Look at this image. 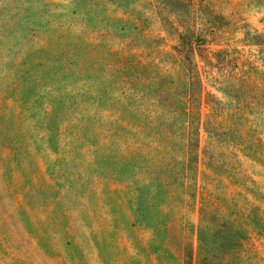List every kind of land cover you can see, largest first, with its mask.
Instances as JSON below:
<instances>
[{"label":"rangeland","instance_id":"rangeland-1","mask_svg":"<svg viewBox=\"0 0 264 264\" xmlns=\"http://www.w3.org/2000/svg\"><path fill=\"white\" fill-rule=\"evenodd\" d=\"M89 1L99 2L100 13L110 15L120 25L128 22L129 28L116 35L117 50V43L133 32L134 22L132 15L124 20L117 17L132 9L113 10L104 5L107 0ZM148 1L131 0L129 5L139 8ZM156 1L161 3L156 9L162 13L146 9L151 30L144 34L150 39L165 36L161 49L172 51L183 39L191 41L195 49L236 48L248 58L245 64L250 60L257 67L255 71L264 84V0H195L203 5L198 18L166 0ZM79 7L85 8L82 0H0V264H185L181 259L185 251L192 246L196 256L199 247L197 233L189 228L202 222L226 228L229 233L223 249L210 242V264H264V232L249 225L246 218L252 208L264 216L262 165L239 163L236 157L245 160L239 151L211 146L214 156L237 167L236 178L242 176V170L250 174L245 176L246 182L255 195L240 191L225 175L207 169L205 183L212 184L224 204L202 215L200 193L194 198L168 190L167 201L150 210L174 220L167 229H158L153 226L157 217L149 220L140 213L138 185L151 181V177L159 181L160 164L183 158L180 126L164 124L171 111L164 104L150 105L154 107L152 128L129 125L125 133L128 148H121L118 140L104 144L106 133L97 126L99 122L89 121L84 129L77 126L78 118L71 110L75 108L86 118L95 114V108L80 101L68 102L73 89L81 86L76 80L79 74H75L79 65L56 58L60 50L76 44L77 52H86L85 40L96 38L95 29L86 28L73 13L80 11ZM173 10L177 15H170ZM204 12L219 13L217 30H211L212 25L203 29L202 25L195 32L194 22ZM161 15L174 27L161 20ZM211 31L213 38L196 41L198 33ZM142 39L140 36L137 41L145 45ZM216 93L226 106L233 104L232 96ZM54 109L57 111L52 115ZM51 116L67 119L69 128L63 134L48 130ZM98 118L102 121L101 116ZM205 138H200V147ZM141 141L145 143L140 148ZM165 149L171 153L164 155ZM122 154L129 157V166L121 167ZM200 169L204 171V166Z\"/></svg>","mask_w":264,"mask_h":264},{"label":"trees","instance_id":"trees-1","mask_svg":"<svg viewBox=\"0 0 264 264\" xmlns=\"http://www.w3.org/2000/svg\"><path fill=\"white\" fill-rule=\"evenodd\" d=\"M87 1L82 0L85 8L79 7L80 11L74 10L73 13L82 20L86 28L95 29V40L91 42L85 40L88 47L86 52H77L76 44L74 48L60 50L56 58L60 62L79 65V73L75 74H79L76 80L80 81L81 86L79 89H73L71 95L67 97L68 102L80 101L81 104L86 103L95 108V114L93 116L89 114L86 118L77 114L75 108L72 109L70 113L76 114L78 118L77 126L84 129L89 121H96V124L99 122L97 126L106 133L102 137L104 144L118 140L121 148H128L129 141L125 133L129 127L136 125L141 128H152L154 107H149L164 104L166 109L171 111L166 114V118L163 117L164 124L171 126L178 124L181 128L184 143L179 145L183 146V158L180 161L171 158L168 162L160 164L157 170L159 175L156 178L159 181L151 177V181L147 182L149 185H146L147 183L138 185L140 213L149 220L157 217V220L153 221V226L167 229L174 219L162 212L153 214L150 208H157L159 202L167 201L170 190L174 192L179 190L184 195L191 194L194 198L200 193L202 215L209 208L216 209L222 206L224 203L216 197L217 192L211 187L212 184L205 183V177L209 176L207 169L225 175L230 182H235L240 191L255 195V191L246 182L250 174L242 170L240 173L242 176L236 178L234 170L237 167L221 156H214L210 147L219 145L222 148L237 150L245 160L241 161L236 157L235 161L264 167V84L257 75L259 72L255 71L257 67L250 60L245 64L248 58L244 57L241 51L235 50L236 48L234 51L209 47L195 49L191 41L183 39L179 46L172 48V51L161 49L165 36L150 39L144 34L145 30H151L147 23L149 17L146 15V9L157 15L162 13V10L156 9L161 7V3H157L156 0H149L148 5L145 3L139 8L130 7L131 0L104 2L106 7H112L113 10L132 9L131 12L124 10L122 16L117 17L124 20L125 16L132 15L134 22L133 32L126 35L124 31L123 34L128 37L117 43L120 48L116 50V35L120 30L129 28L128 22L120 25L111 20L110 15L100 13L99 2ZM166 1L175 8L186 10L189 15H197V18L203 6L195 0ZM165 6L167 5L163 8H166ZM170 15L175 16L177 12L173 10ZM161 20L169 22L170 26L174 27L168 17L162 16ZM194 23L197 27L195 32L202 29V25L203 29L212 25L211 30H217L220 15L216 12H204L199 21ZM163 30L168 32L165 28ZM140 36L143 37L142 42L146 41L145 45L138 43ZM245 36L246 31L244 41L247 40ZM211 38L213 31L198 33L195 36L196 41L200 43ZM154 42L156 44L152 47ZM117 91L121 95H116ZM216 91L221 92L223 97L232 96L233 104L226 106V102ZM176 110L181 114L175 115ZM55 111L57 109H54L52 115ZM140 112L143 115H140ZM100 116L102 121L97 119ZM68 128L67 119L59 116L50 117L48 130L53 129L63 134ZM204 135L205 144L200 147V138ZM53 140L54 136L50 139L51 144L54 143ZM144 143L140 142V148ZM176 144L178 143H170ZM105 148L101 150L105 152ZM163 153L166 155L171 152L165 149ZM133 154L138 153L135 151ZM122 159L124 160L120 162L121 167L129 166L131 163L128 161L129 157L122 154ZM201 166H204V171L200 169ZM255 174L263 175L261 171H256ZM172 185H176L177 188H172ZM226 188L229 189V186L226 185ZM245 200L253 204L247 198ZM246 218L249 225L254 226L259 232H264V216L256 214L252 208L246 214ZM189 230L197 233L199 247L196 256L193 254L192 246L186 250L187 253L185 251L181 258L185 260V264H210L208 258L210 242L215 243L216 248L220 249L227 245L229 233L226 228L218 229L207 222H202L198 227L192 224Z\"/></svg>","mask_w":264,"mask_h":264}]
</instances>
